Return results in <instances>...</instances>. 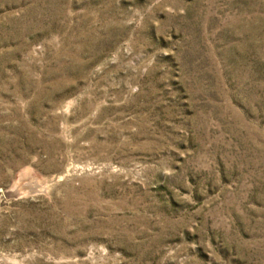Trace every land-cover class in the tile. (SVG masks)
<instances>
[{
	"label": "rangeland",
	"instance_id": "obj_1",
	"mask_svg": "<svg viewBox=\"0 0 264 264\" xmlns=\"http://www.w3.org/2000/svg\"><path fill=\"white\" fill-rule=\"evenodd\" d=\"M0 264H264V0H0Z\"/></svg>",
	"mask_w": 264,
	"mask_h": 264
}]
</instances>
